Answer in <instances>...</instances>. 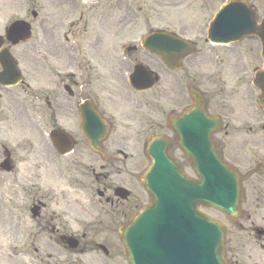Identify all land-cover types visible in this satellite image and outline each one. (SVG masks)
I'll use <instances>...</instances> for the list:
<instances>
[{
  "label": "flooded vegetation",
  "instance_id": "obj_1",
  "mask_svg": "<svg viewBox=\"0 0 264 264\" xmlns=\"http://www.w3.org/2000/svg\"><path fill=\"white\" fill-rule=\"evenodd\" d=\"M69 1L66 75L42 63L40 39L32 27L28 42L12 44L7 30L17 20L26 21L24 6L10 18L7 0L0 5V56L10 55L18 74L15 85L0 83V264L13 263L11 234H28L35 241L12 256L18 264H69V253L85 254V231L79 236L72 229V214L78 211L69 200V174L88 177V191H93L103 213L114 223L126 222L148 203L147 198L140 201L145 193L140 175L150 165L147 149L152 140L162 142L173 169L191 182L200 180L197 171L208 161L202 156L218 154L245 175L240 218L251 221L253 205L255 209L261 205L264 216V196L243 209L246 194L264 190V110L251 85L258 67L249 74L243 57L233 49L254 41L259 57V41L250 37L214 45L207 40V25L198 33L180 25L173 35L191 42L192 51L185 54L179 45L171 47L167 37L160 57L142 46L147 33L136 36L137 24L125 21L120 4L90 7ZM146 26L151 33L150 23ZM164 30L169 32V26ZM190 110L204 113L210 123L198 126L201 118L186 123L183 116ZM63 123L69 136L65 156L43 145L45 132ZM193 147L200 164L195 168L186 153ZM257 169L261 172L255 173ZM55 171L67 191L45 197L42 182ZM31 180L34 198H18L19 190L26 194L25 183ZM26 200L29 215L6 208L10 202L23 206L24 212ZM198 208L223 217L214 209ZM238 227L243 230L241 224ZM250 229L264 249V225ZM69 237L77 239L78 252L69 250Z\"/></svg>",
  "mask_w": 264,
  "mask_h": 264
},
{
  "label": "water",
  "instance_id": "obj_2",
  "mask_svg": "<svg viewBox=\"0 0 264 264\" xmlns=\"http://www.w3.org/2000/svg\"><path fill=\"white\" fill-rule=\"evenodd\" d=\"M18 29L22 31L18 39H27L29 26L23 28L22 24L14 23L11 34ZM248 36L257 37L261 43L263 67L255 73L252 84L259 90L258 103L264 109V16L257 24L249 6L226 1L209 25L208 39L224 43ZM165 37L154 33L147 36L143 46L162 56ZM50 136L56 150L66 154L67 135L53 131ZM190 159L195 165L196 157L192 155ZM211 160L208 170L197 171L201 182L194 183L172 169L166 171L160 154L153 156V166L142 178L151 205L137 212L119 230L128 264H227L223 250L225 227L199 212L197 207L200 204L216 208L234 220L242 199L241 178L219 157ZM72 247L75 248V244Z\"/></svg>",
  "mask_w": 264,
  "mask_h": 264
},
{
  "label": "rangeland",
  "instance_id": "obj_3",
  "mask_svg": "<svg viewBox=\"0 0 264 264\" xmlns=\"http://www.w3.org/2000/svg\"><path fill=\"white\" fill-rule=\"evenodd\" d=\"M222 1L224 0H105L95 2L94 4L88 3L85 6L120 4L122 17H126L125 21L137 24L136 31L138 33L136 36L141 37L148 31L147 22L150 23V27L153 30L163 29L167 26L179 29L178 27L182 25L180 26L181 28H195V31L198 33L204 23H207L212 17ZM247 2L255 8L257 18L260 20L264 14V0H247ZM77 3L81 4L79 1ZM2 4V0H0V5ZM69 5V0H7L10 18L16 15L17 8L24 6L26 20L32 23L34 35L36 32L37 37L40 39L42 63L52 64V67L57 69L61 74L69 72ZM30 10L37 11L38 16L36 20H32L30 17ZM33 41L34 39L31 40L30 44ZM255 45L254 41H243L241 44L233 46V49L237 50L238 54L243 57L241 58L244 64L243 69L247 70L249 74H251L254 66L259 67L260 65L258 46ZM59 127L64 129L65 124L63 123ZM45 139H47V136H45ZM44 144L48 145L46 140ZM47 148L52 149L50 146H47ZM48 177L49 179L42 182V195L50 193L59 197L61 192L67 191L65 181L59 178V174L56 171L49 174ZM34 183L33 180L26 182V194L23 195L21 190H19L17 197L20 199L23 197L34 198L36 192L33 188ZM89 185L90 180L88 177L69 174V200L74 210L78 211L73 214L71 213L72 229L79 231V236L85 231V241L88 242V250H86L84 255H71L69 253V264H126L122 247L117 238V230L122 220L120 222L115 221L114 223L112 217L103 213L97 197L94 198L92 196L94 194L93 191H88ZM135 186L139 190L141 189L139 182H136ZM257 191L253 196L246 194V205H244L243 209L250 207V204L253 205L256 198L262 200L264 190H259L258 194ZM46 196L51 197L50 195ZM145 198L148 199L144 193L140 201H143ZM259 202L260 200L257 199V204ZM29 206V201L26 200L24 203L26 211L24 212L23 206L18 207V204L11 205L10 202L6 208H16L17 211L15 213L29 215V211H27L29 210ZM260 208L261 205L258 209H255L253 205L254 218L251 221H247L243 216L235 224L223 217L217 216L229 228L225 246L226 261L228 263L231 261L232 264L234 262L235 264H264V249H261L257 245L258 243L253 239L250 229L251 227L264 225V216ZM238 224L243 226V230H240ZM33 242H35L34 237L30 238L28 234L22 237L11 234L10 246L15 247L10 249L12 264H18L17 261L12 260V256L18 255L23 245L30 246ZM94 244L104 245L108 250V256H104L100 251L95 249Z\"/></svg>",
  "mask_w": 264,
  "mask_h": 264
}]
</instances>
